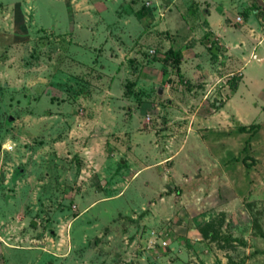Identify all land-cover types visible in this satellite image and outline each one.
<instances>
[{
  "label": "rangeland",
  "instance_id": "obj_1",
  "mask_svg": "<svg viewBox=\"0 0 264 264\" xmlns=\"http://www.w3.org/2000/svg\"><path fill=\"white\" fill-rule=\"evenodd\" d=\"M230 2L0 0V264H264V29L213 52Z\"/></svg>",
  "mask_w": 264,
  "mask_h": 264
},
{
  "label": "crops",
  "instance_id": "obj_2",
  "mask_svg": "<svg viewBox=\"0 0 264 264\" xmlns=\"http://www.w3.org/2000/svg\"><path fill=\"white\" fill-rule=\"evenodd\" d=\"M255 3L256 4L247 2V4H245L242 0H233V5L230 2L232 8L238 7L236 9V12H234L235 14L233 13V11H230L231 7L229 6H221L220 11L217 10L218 12L215 13L213 12L214 10L212 11V8L211 11L210 9L205 8V12H208L206 13V19L208 21L210 29L213 33H216L217 36L218 34L221 36V43H223L220 44L223 46L222 48H213H216V50H219V52H221L223 49H225L223 51H230L231 55H234V60H237L238 58L242 59L244 57H247V51L250 54L251 46L247 45L244 40V38L247 39V37H245L244 31H248V34H254L257 33L259 29H264V0H255ZM254 5H256L257 8H255ZM237 16L240 17V22L242 24L241 29H243V33L239 36H234L233 34L237 32L235 30V27H231L232 24L230 21L239 20L237 19ZM231 28L232 31H229V29Z\"/></svg>",
  "mask_w": 264,
  "mask_h": 264
},
{
  "label": "trees",
  "instance_id": "obj_3",
  "mask_svg": "<svg viewBox=\"0 0 264 264\" xmlns=\"http://www.w3.org/2000/svg\"><path fill=\"white\" fill-rule=\"evenodd\" d=\"M145 3H146V2H145ZM145 5H146V4H145ZM178 53H179V51H178ZM180 57H181L180 54H177L176 56H175V54H174V55L171 54V55H167L164 61H168L167 63H168V64H171V65L175 68L176 65H177V64H176V61H177ZM235 86H237V83H235ZM235 88H236V87H235ZM239 128H240V129H245V126H244V125H240Z\"/></svg>",
  "mask_w": 264,
  "mask_h": 264
},
{
  "label": "water",
  "instance_id": "obj_4",
  "mask_svg": "<svg viewBox=\"0 0 264 264\" xmlns=\"http://www.w3.org/2000/svg\"><path fill=\"white\" fill-rule=\"evenodd\" d=\"M212 51H213V52H217L216 48H212ZM158 92H161V88L158 89ZM9 118L11 119L12 117H9ZM122 162H123V161H122Z\"/></svg>",
  "mask_w": 264,
  "mask_h": 264
},
{
  "label": "built area",
  "instance_id": "obj_5",
  "mask_svg": "<svg viewBox=\"0 0 264 264\" xmlns=\"http://www.w3.org/2000/svg\"><path fill=\"white\" fill-rule=\"evenodd\" d=\"M146 4H147V5H149V4H150V2H149V1H146ZM237 19H239V17H237Z\"/></svg>",
  "mask_w": 264,
  "mask_h": 264
}]
</instances>
